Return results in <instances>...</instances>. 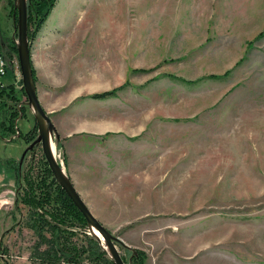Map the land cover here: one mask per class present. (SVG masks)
<instances>
[{
  "label": "rangeland",
  "instance_id": "rangeland-1",
  "mask_svg": "<svg viewBox=\"0 0 264 264\" xmlns=\"http://www.w3.org/2000/svg\"><path fill=\"white\" fill-rule=\"evenodd\" d=\"M10 10L0 0V34L17 45ZM50 29L66 61L57 73L84 90L68 110L84 126L107 128L69 154L54 137V154L122 241L126 264L136 250L146 264H264V0H58L43 26ZM6 57L20 71L18 53ZM13 76L8 67L0 86ZM20 79L21 71L18 89ZM31 110L0 137V181L10 177L8 160L21 161L38 137L21 138L37 125ZM44 161L36 143L20 184L12 169L13 185L0 186V264H35L39 237L20 198L29 166L36 176ZM77 230L80 244L89 243L86 232L97 238L90 226Z\"/></svg>",
  "mask_w": 264,
  "mask_h": 264
},
{
  "label": "trees",
  "instance_id": "trees-1",
  "mask_svg": "<svg viewBox=\"0 0 264 264\" xmlns=\"http://www.w3.org/2000/svg\"><path fill=\"white\" fill-rule=\"evenodd\" d=\"M15 1L7 0L11 8L10 15L14 18L15 26H18V9ZM57 1L27 0L28 38L30 41L35 39L41 31ZM262 35H264V31L259 34V37H262ZM14 51L18 53L17 45L7 41L0 34V53H5L6 57L8 53ZM8 67L13 70L14 76L6 84L0 86V137L14 134L16 132L15 118L20 112L23 113V118L27 114V105L22 100V95H27L22 79H20L22 85L20 89L17 88L14 82L16 80L15 68L11 57L8 60ZM32 74L36 82L37 77L33 66ZM210 77L216 78L217 76L212 74ZM119 89L121 87L95 93L91 97L105 99L114 96ZM21 101H24V103L19 108L18 104ZM37 131L38 126L35 125L27 133L21 132V138H25L30 143L37 136ZM8 162L15 171L16 181L19 185L22 179V162L15 159H9ZM44 163V169L38 171L36 176L33 175L34 168L32 165L29 166L28 172L23 176L25 186L22 188L23 194L20 198L21 202L29 207V227L39 237L32 254L35 264H84L85 259H89V264H116L95 236L86 232L88 244H85V242L80 244L74 239L78 235V227L88 228L89 224L66 191L58 184L47 161H44ZM18 188L17 192L19 193ZM1 191L2 188L0 187ZM145 255V252L141 250L133 252L130 255L132 264H146Z\"/></svg>",
  "mask_w": 264,
  "mask_h": 264
},
{
  "label": "crops",
  "instance_id": "crops-1",
  "mask_svg": "<svg viewBox=\"0 0 264 264\" xmlns=\"http://www.w3.org/2000/svg\"><path fill=\"white\" fill-rule=\"evenodd\" d=\"M54 29L59 30L61 27L54 26ZM52 30L53 29H50L48 32H44L42 27L36 38L31 41L32 65L36 71V88L40 102L47 114L51 116L56 126L57 133L59 134V138L60 140L63 139L64 147L69 154L76 146L81 149L82 144L88 139V136L107 134V128H105V126L101 127L100 123H87L86 126H84L82 120L77 119L72 111L68 110V106L70 105L69 102L74 99V94H81L84 90L82 86L76 89L74 87V82L68 85L66 79L61 80L57 73V70L65 71L66 61L65 63L62 62L60 56L54 53V43L56 39L52 35ZM60 62L61 65L59 64ZM14 63V74L19 78L20 71L17 59L14 60ZM4 77H6V75H4ZM5 80L6 83L10 79ZM0 82L4 81L1 79ZM90 86L95 88L96 85L92 83ZM69 95L71 97H69ZM78 115L79 118L82 116L80 113ZM3 168L4 166L0 164V169ZM7 170L10 173V177L8 181H0V186L11 187L13 185L12 178L14 172L12 169ZM2 195H4V197H9V195L5 193ZM4 200L6 199H3V201Z\"/></svg>",
  "mask_w": 264,
  "mask_h": 264
},
{
  "label": "water",
  "instance_id": "water-1",
  "mask_svg": "<svg viewBox=\"0 0 264 264\" xmlns=\"http://www.w3.org/2000/svg\"><path fill=\"white\" fill-rule=\"evenodd\" d=\"M16 6L18 9V58L21 71V77L23 82V87L27 95L26 104L32 109L34 106L36 113L34 114L36 118V124L38 125V137L30 145V147L25 149L21 161H23L26 153L32 148L36 143H41L43 148V153L46 158V161L56 179L58 184L66 191L67 195L72 199L73 203L77 206L80 212L85 217L90 228H95L101 236L97 238L102 243L103 247L107 250L109 248V255L114 260L116 264H126L124 261L118 246L117 242L123 245L122 241L114 236L110 230L104 226L92 213L87 203L81 197L80 193L75 187V184L69 179L66 175L64 168L61 163L58 162L57 157L55 156L50 139L54 137L59 139V134L57 133L56 126L54 125L51 116L47 114L44 110L36 88V82L34 81L32 74V53H31V42L28 38V5L27 0H16ZM23 113L20 112L19 117L16 119V124L19 119H21ZM20 135L19 129H17L16 136ZM14 137V136H13ZM13 137H10L12 139Z\"/></svg>",
  "mask_w": 264,
  "mask_h": 264
},
{
  "label": "built area",
  "instance_id": "built-area-1",
  "mask_svg": "<svg viewBox=\"0 0 264 264\" xmlns=\"http://www.w3.org/2000/svg\"><path fill=\"white\" fill-rule=\"evenodd\" d=\"M7 67H8V59L5 57V55L4 54H2V53H0V75H2V74H5L6 72H7ZM22 102H20L19 104H18V107L20 108L21 106H22ZM19 121V120H18ZM18 123V122H17ZM14 137H16V136H14ZM13 137V138H14ZM5 140L6 141H8V140H11L10 138L9 139H6L5 138Z\"/></svg>",
  "mask_w": 264,
  "mask_h": 264
},
{
  "label": "bare ground",
  "instance_id": "bare-ground-1",
  "mask_svg": "<svg viewBox=\"0 0 264 264\" xmlns=\"http://www.w3.org/2000/svg\"><path fill=\"white\" fill-rule=\"evenodd\" d=\"M32 110H33V112H34V114L36 113V109H35V107L33 106L32 107ZM50 143H51V147H52V150H53V152H54V148H55V144H54V139H50ZM57 146V145H56ZM56 156V155H55ZM91 229L93 230V232L95 233V235L96 236H101L100 235V233L95 229V228H93V227H91ZM97 233V234H96ZM104 241L102 240V243H103ZM104 244V243H103ZM107 249H108V247H106Z\"/></svg>",
  "mask_w": 264,
  "mask_h": 264
}]
</instances>
